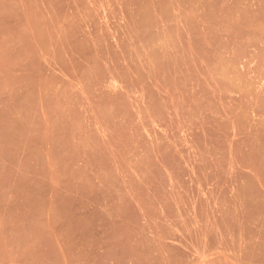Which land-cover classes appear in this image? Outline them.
I'll use <instances>...</instances> for the list:
<instances>
[{
	"label": "rangeland",
	"instance_id": "374dc122",
	"mask_svg": "<svg viewBox=\"0 0 264 264\" xmlns=\"http://www.w3.org/2000/svg\"><path fill=\"white\" fill-rule=\"evenodd\" d=\"M0 264H264V0H0Z\"/></svg>",
	"mask_w": 264,
	"mask_h": 264
}]
</instances>
